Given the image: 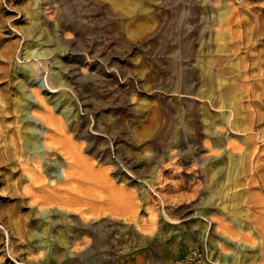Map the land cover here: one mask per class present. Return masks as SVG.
Returning <instances> with one entry per match:
<instances>
[{"label":"rangeland","instance_id":"1","mask_svg":"<svg viewBox=\"0 0 264 264\" xmlns=\"http://www.w3.org/2000/svg\"><path fill=\"white\" fill-rule=\"evenodd\" d=\"M237 10L264 42V0H0V120L53 121L76 172L56 180L55 152L35 183L0 166V264H253L222 229L249 230L232 208L250 174L231 167L250 141L241 85L207 65L233 54ZM251 135L264 154L263 118Z\"/></svg>","mask_w":264,"mask_h":264},{"label":"bare ground","instance_id":"2","mask_svg":"<svg viewBox=\"0 0 264 264\" xmlns=\"http://www.w3.org/2000/svg\"><path fill=\"white\" fill-rule=\"evenodd\" d=\"M241 14L242 10H237L234 16L237 22V29H234L232 27L230 28L232 38L231 50L233 51V54L212 56L207 61L208 70L211 76L215 77L219 75L221 76L226 74H235L236 78L240 81L241 96H239L238 98V103L242 106L241 108L245 115L244 129L246 130V132H249L250 138L248 147L244 151L243 160L239 162L231 161V167L233 166V169L237 171L241 169L243 172H250L248 183H245L247 184V189L245 191H242L241 193H235V202L232 205V208L236 210L234 218L237 224L240 225L242 219H244L248 223L249 230L247 233H244L245 231L243 230L237 232L235 228H231L230 226L227 227L226 225H224V221H222V229L225 231V233H229L234 237L237 236L239 237V239H242L247 244H249L251 250H253L252 253L254 254V259L252 261L253 264H264V180L260 175V168L262 167V163L264 162V154H262L263 148L259 146L255 141H253L254 136L251 135L254 130L258 129L259 121L262 118L264 119V42L260 41L259 38L256 37L257 35L259 36L261 34H264V28L261 29V25L257 24V20L260 16L258 14H255L256 26L254 27V36L256 37V39H249L246 34V26L240 19ZM240 28H242V30H240ZM252 46L258 49V53L256 56L252 55L251 53ZM232 59L237 60V62L232 63V61H230ZM254 85L258 86V93L254 92ZM231 87L232 86H222V88L218 90L217 97L221 95V92L222 95L228 93ZM215 103L218 104V100H216ZM52 122H47L38 117H35L32 122L33 128L31 129V132L21 131V133L19 132V134H17L12 130H7L3 120H0V166L8 167L12 164L15 166L16 170L20 172H18V178L16 177V184H19L21 182L22 176L27 177L30 183L42 181L40 174L38 175L35 169L37 167H40V160H43L46 153L50 152L58 153L59 155L63 156L65 160V164L63 163L61 165H65V168L62 171V176H60V174H57L56 180H60L63 178V182H67L68 184L70 183L68 181L71 180L72 175L76 173H73L75 158L72 149L67 145H59L58 143L49 140L48 131L54 130L55 128V125ZM228 145L233 144L229 142ZM50 165L51 163H48L47 167H49ZM46 171L48 172V170ZM50 174L51 173L48 172L50 178L49 182H53V180H51ZM75 179L80 180L79 178ZM227 205L228 204L223 203V214L226 213ZM79 222V219L75 218L74 223L76 229H79L81 227L79 226ZM74 235L75 234L70 236L67 241L69 246L74 245L75 247L78 245L77 238H75Z\"/></svg>","mask_w":264,"mask_h":264}]
</instances>
